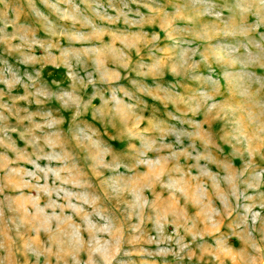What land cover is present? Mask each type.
I'll use <instances>...</instances> for the list:
<instances>
[{
	"label": "rangeland",
	"instance_id": "374dc122",
	"mask_svg": "<svg viewBox=\"0 0 264 264\" xmlns=\"http://www.w3.org/2000/svg\"><path fill=\"white\" fill-rule=\"evenodd\" d=\"M0 264H264V0H0Z\"/></svg>",
	"mask_w": 264,
	"mask_h": 264
}]
</instances>
